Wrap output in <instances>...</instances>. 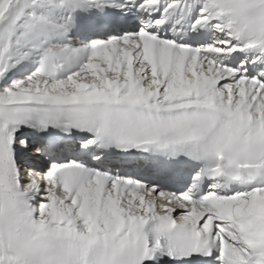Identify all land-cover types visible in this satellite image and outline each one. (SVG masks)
I'll list each match as a JSON object with an SVG mask.
<instances>
[{
	"label": "snow or ice",
	"instance_id": "6c2138e0",
	"mask_svg": "<svg viewBox=\"0 0 264 264\" xmlns=\"http://www.w3.org/2000/svg\"><path fill=\"white\" fill-rule=\"evenodd\" d=\"M0 264H264V0H0Z\"/></svg>",
	"mask_w": 264,
	"mask_h": 264
}]
</instances>
